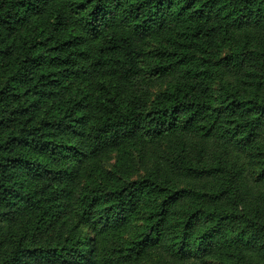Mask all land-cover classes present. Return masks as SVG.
<instances>
[{
  "label": "trees",
  "instance_id": "obj_1",
  "mask_svg": "<svg viewBox=\"0 0 264 264\" xmlns=\"http://www.w3.org/2000/svg\"><path fill=\"white\" fill-rule=\"evenodd\" d=\"M149 258L264 264V0H0V264Z\"/></svg>",
  "mask_w": 264,
  "mask_h": 264
},
{
  "label": "rangeland",
  "instance_id": "obj_2",
  "mask_svg": "<svg viewBox=\"0 0 264 264\" xmlns=\"http://www.w3.org/2000/svg\"><path fill=\"white\" fill-rule=\"evenodd\" d=\"M228 45L226 46L222 52L219 55V58H224L226 55L230 54V52L233 51V48H231ZM171 86V82H161L155 85L153 88L150 89V97L153 98L155 97L158 93L162 92L164 89L168 88ZM221 86V82L218 79H214L213 81V88L214 90H218ZM130 157H131V162L130 167L124 162V165L122 166V169H120V165L118 164V154L116 153H111L107 155L105 158H103L99 166L101 170L105 173H110L116 175V178L121 179L124 183H130V182H135L139 181L142 179H145L148 174L152 173L153 168L152 167H147L144 168L143 166L140 165L139 160L137 158L136 153L130 152ZM251 155L247 156V162L250 167L248 168V174L251 176V178H255L258 176L260 173L259 167L256 165V162L254 158ZM116 173V174H115ZM88 174V173H87ZM88 176H85L81 180L80 187H87V189L91 190L95 186H93V182L95 180L91 181V184L86 183ZM98 183V182H96ZM188 186L186 185H180L179 189H185ZM141 226V221L140 219L136 220L135 222L132 223L130 226L129 230L123 235L122 241L128 242L132 239V237L135 235L136 228ZM87 231H83L80 234H77L78 239H81L83 235H85ZM67 236L64 237H55V236H47L46 238L43 239V242H41L40 246L43 248H48V245L52 248H60V249H65L67 246ZM139 264H157L156 260L154 258H149ZM205 264H218L217 260L211 259L207 260Z\"/></svg>",
  "mask_w": 264,
  "mask_h": 264
}]
</instances>
